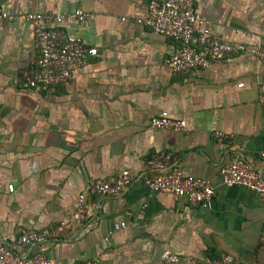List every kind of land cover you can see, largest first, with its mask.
I'll list each match as a JSON object with an SVG mask.
<instances>
[{
  "label": "crops",
  "instance_id": "crops-1",
  "mask_svg": "<svg viewBox=\"0 0 264 264\" xmlns=\"http://www.w3.org/2000/svg\"><path fill=\"white\" fill-rule=\"evenodd\" d=\"M153 1L162 2L0 0L11 15H50V27H57V14L85 12L86 21L62 27L99 53L55 92L27 89L39 69L35 29L20 19L0 22V244L16 247L24 232L53 233L66 223L58 236L19 255L58 264H164L162 255L173 251L257 264L264 202L245 187L224 185L220 168L243 156L264 177V64L242 54L208 70L174 74L166 60L179 44L137 24ZM194 2L223 41L264 44V0ZM164 111L185 120L187 130L151 129V119ZM217 131L229 139L221 143ZM163 152L179 158L186 176L215 185L207 207L152 193L139 181L113 198L90 197L87 219H71L91 183L124 170L139 175ZM121 223L127 227L115 230Z\"/></svg>",
  "mask_w": 264,
  "mask_h": 264
},
{
  "label": "built area",
  "instance_id": "built-area-1",
  "mask_svg": "<svg viewBox=\"0 0 264 264\" xmlns=\"http://www.w3.org/2000/svg\"><path fill=\"white\" fill-rule=\"evenodd\" d=\"M89 15L83 11L73 14H57V27H50V15L26 13L11 15L0 7V22L22 20L31 24L36 32L40 57L37 73L27 80L25 88L43 93L55 92L63 85H68L75 78L89 57L98 56V50L90 48L85 41L76 36H69L62 27L69 20L82 23ZM137 24L155 34L179 44L171 54L166 65L176 75H189L195 71L210 69L215 64L225 63L231 57L247 54L264 64V44H234L220 39L214 34V24L206 17L197 14L194 0L153 1L146 15L137 20ZM243 87V85H240ZM260 97L264 102V82L260 87ZM153 130H171L177 133L187 130L185 120L174 119L164 111L150 121ZM215 138L224 143L229 139L222 132H214ZM264 161V150L259 153ZM220 178L224 185L242 186L258 194L264 202V177L243 156L235 157L220 168ZM142 181L152 193L169 192L176 198H185L193 207H207L215 198L217 189L207 180L186 176L182 171L179 158L171 153H155L146 163L145 172L135 174L124 170L113 180L102 179L90 184L86 193L77 199L71 219L85 221L89 214L90 197L113 198L128 191L135 183ZM10 191H14L10 186ZM62 223L56 232L29 231L19 238L16 247L0 244V264H58L55 260L42 255L21 256L17 251L41 243L47 238L56 237L63 231ZM126 223L117 224L115 230L126 228ZM164 264H237L229 255L218 259H197L194 256L182 257L173 251L162 255ZM79 264H106L97 261H83Z\"/></svg>",
  "mask_w": 264,
  "mask_h": 264
},
{
  "label": "trees",
  "instance_id": "trees-1",
  "mask_svg": "<svg viewBox=\"0 0 264 264\" xmlns=\"http://www.w3.org/2000/svg\"><path fill=\"white\" fill-rule=\"evenodd\" d=\"M212 259H216V258H212ZM256 263L264 264V241L261 243L258 249Z\"/></svg>",
  "mask_w": 264,
  "mask_h": 264
}]
</instances>
